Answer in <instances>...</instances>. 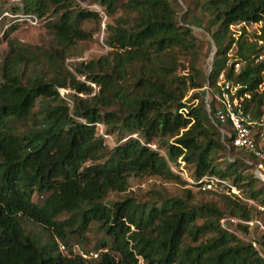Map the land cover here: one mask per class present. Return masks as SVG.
I'll use <instances>...</instances> for the list:
<instances>
[{
    "label": "trees",
    "instance_id": "obj_1",
    "mask_svg": "<svg viewBox=\"0 0 264 264\" xmlns=\"http://www.w3.org/2000/svg\"><path fill=\"white\" fill-rule=\"evenodd\" d=\"M93 2L109 15L120 9L106 23L110 49L74 70L67 59L80 53L78 42L92 37L83 22L100 21L99 12L75 0H22L17 7L37 17L52 13L47 26L54 42L10 37L0 66V264H140L141 258L143 264H264V232L247 240L222 225L227 215L254 220L251 202L264 206L260 159L223 141L201 91L211 87L214 105L224 72L249 93L247 110L258 116L264 109V58L257 60L264 25L256 40L231 29L264 21V0H198L215 43L208 75L198 66L206 46L191 25L190 9L181 14L180 0ZM238 60L245 62L236 70ZM185 63L188 72L182 71ZM61 87L75 90L74 109ZM39 101L41 116L34 112ZM98 122L118 135L115 146L98 133ZM180 159L193 165L204 199L192 201L188 189V197L107 201L111 190L127 189L132 173L186 182L173 168ZM206 174L239 192L227 184L202 188ZM26 218L49 238L31 233ZM92 222L104 237L84 256L74 251L71 237L83 243ZM250 224L238 227L248 232Z\"/></svg>",
    "mask_w": 264,
    "mask_h": 264
},
{
    "label": "rangeland",
    "instance_id": "obj_2",
    "mask_svg": "<svg viewBox=\"0 0 264 264\" xmlns=\"http://www.w3.org/2000/svg\"><path fill=\"white\" fill-rule=\"evenodd\" d=\"M75 1L79 6L98 11L101 19L100 21L98 19H94L83 22V26L89 31H92L93 34L91 38L78 42L76 50L80 53L68 57L67 60L69 67L73 70L75 64L78 62L89 60L93 57H99L110 49V47L105 42L106 23L111 21L114 16L120 13V9H118L114 15H109L102 5L93 2V0ZM197 2L198 0H180L182 6L181 14L183 15L185 12L189 11L188 9H190L188 17L191 21V25L206 46V50L201 56L198 66L203 69L205 75H208L215 53V43L212 35L204 28L208 20V15L201 11L200 7L197 6ZM18 5H22V0H0V66L7 51L9 50L8 39L10 37H16L17 39L24 42L43 46H49L54 42L53 34L50 32V29L47 26V22L52 19V13H49L45 17L35 18L33 15L26 14L23 11L18 10ZM263 25L264 21L247 24L235 23L231 25V29L237 36H239L244 30L245 35L250 40H256L259 38L258 35H261L263 32ZM6 33H8V35ZM235 51L236 46L234 45L229 51L230 55H234ZM182 71L188 72L186 63L183 65ZM79 77L86 80L85 75L79 74ZM93 85L95 84L93 83ZM95 89H97L96 86ZM201 89V91L206 94L205 90L203 88ZM192 91L190 93H192ZM73 93H75V90L69 87L60 88V95L66 99L74 109L75 99L72 96ZM80 95L85 96L86 94L80 93ZM40 104L41 102L39 101L34 108V112L37 114V116H41ZM97 131L98 133L104 135L105 142L111 147L118 143V135L107 133L102 122L97 123ZM151 145L158 148L161 152H165L164 149L158 147L155 141H153ZM173 167L175 168L174 170L181 174L186 182L166 179L159 175L132 173L128 178L127 189L123 191L111 190L107 196V201L121 199L125 195H133L141 200L152 199L153 197H188V189H191L193 192L191 197L192 201L196 202L198 200L204 199L203 194L199 192L195 186L196 177L194 174L193 165H188L181 161L180 165H174ZM257 174L259 175L258 172ZM214 197L216 196L207 195V199ZM38 199L40 200L41 197ZM251 204L255 207V218L253 220V224H250L248 232H244L238 227L239 222L231 224L233 231L247 240H252L255 237H259L264 232V206L257 201L251 202ZM25 224L28 230L34 235L38 236V238H40L42 241H45L49 238L48 232L43 228L42 225L35 223L33 220L28 218L25 219ZM103 237L104 232L99 228L98 223L92 222L88 231L82 237L83 243L77 242L81 240V237L78 236H72L71 241L74 243V251L82 253L85 251V249H94L95 247L99 246ZM254 243L256 244V241H254ZM60 249L64 252L67 251V248H63V246H60ZM139 263L143 264L144 260L141 258Z\"/></svg>",
    "mask_w": 264,
    "mask_h": 264
},
{
    "label": "built area",
    "instance_id": "obj_3",
    "mask_svg": "<svg viewBox=\"0 0 264 264\" xmlns=\"http://www.w3.org/2000/svg\"><path fill=\"white\" fill-rule=\"evenodd\" d=\"M33 16L37 18L36 15ZM259 42L264 44V39H260ZM263 58L264 51L259 55L257 60ZM244 62L245 60L236 61V70L240 69ZM218 84L220 87L215 90L214 105H212L211 101V87H205L210 115L219 126L223 141L230 148L247 149L254 152L260 159L256 169L260 177L264 179V109L258 116H254L250 110H247L244 101L249 96V93L241 92V85L233 82L231 79H227L224 72L220 74ZM248 158L250 157L248 156ZM180 160L183 161L182 159ZM249 161L253 162L252 160ZM201 180L203 181L202 188L204 189L220 184H227L232 187V190L238 192L229 181L216 175L206 174ZM238 222L253 223V220H241L238 217L229 215L224 216L222 219V225L231 231H233L231 224ZM83 255L88 256L86 253H83ZM91 255L97 256L98 253L91 252Z\"/></svg>",
    "mask_w": 264,
    "mask_h": 264
}]
</instances>
